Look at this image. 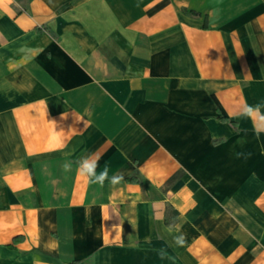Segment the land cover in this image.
I'll list each match as a JSON object with an SVG mask.
<instances>
[{"label": "crops", "instance_id": "0c3cea01", "mask_svg": "<svg viewBox=\"0 0 264 264\" xmlns=\"http://www.w3.org/2000/svg\"><path fill=\"white\" fill-rule=\"evenodd\" d=\"M245 104L264 0H0V264H264Z\"/></svg>", "mask_w": 264, "mask_h": 264}, {"label": "clouds", "instance_id": "9594fccd", "mask_svg": "<svg viewBox=\"0 0 264 264\" xmlns=\"http://www.w3.org/2000/svg\"><path fill=\"white\" fill-rule=\"evenodd\" d=\"M21 51H25L21 49ZM29 53L35 52V54H39L38 50L28 49ZM28 59H32L34 57L28 56ZM241 115L250 118L253 122V131L254 134L259 136L261 133H264V113L261 112V105H248L245 104L243 107V111ZM63 145H61L62 147ZM99 168V157H84L78 162L77 173L79 176L84 178L87 182L92 184H98L103 186L106 181L111 183L112 185L119 184L123 179V175L114 174L111 177L109 176V168L107 165L103 167L100 171H97ZM63 169L65 172H70L72 170V162L66 161L63 164ZM175 242L178 245H182L184 242L183 235L176 236Z\"/></svg>", "mask_w": 264, "mask_h": 264}, {"label": "trees", "instance_id": "16d2710c", "mask_svg": "<svg viewBox=\"0 0 264 264\" xmlns=\"http://www.w3.org/2000/svg\"><path fill=\"white\" fill-rule=\"evenodd\" d=\"M191 14H197L195 11H190ZM223 120H226L225 117H222ZM178 176V173H175L170 179L169 181L173 180L174 178H176ZM127 181H138L139 179L135 178V176H131V177H127L126 178Z\"/></svg>", "mask_w": 264, "mask_h": 264}]
</instances>
